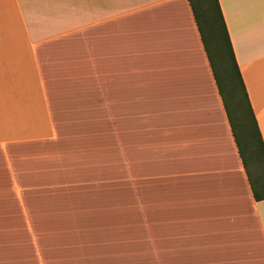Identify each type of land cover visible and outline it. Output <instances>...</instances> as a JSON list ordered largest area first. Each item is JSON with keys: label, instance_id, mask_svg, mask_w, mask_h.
<instances>
[{"label": "crops", "instance_id": "1", "mask_svg": "<svg viewBox=\"0 0 264 264\" xmlns=\"http://www.w3.org/2000/svg\"><path fill=\"white\" fill-rule=\"evenodd\" d=\"M218 3L264 142V0ZM90 104L146 187L160 264H264V198L188 0H0V227L84 232V124L62 123Z\"/></svg>", "mask_w": 264, "mask_h": 264}, {"label": "rangeland", "instance_id": "2", "mask_svg": "<svg viewBox=\"0 0 264 264\" xmlns=\"http://www.w3.org/2000/svg\"><path fill=\"white\" fill-rule=\"evenodd\" d=\"M213 59L218 64L216 51ZM214 68L219 76L221 66ZM234 99L228 96L229 113L239 121ZM84 110L91 117L89 121L62 123L63 131H81L84 124V216L76 219L77 228L84 226V232L69 233L64 229L48 232L55 228L46 223L33 228L42 230L35 233L23 227L22 218L20 222L5 219L3 224L7 227H0V264H160V234L146 228L151 226L144 202L146 187L139 182L136 187L130 186L133 181L129 179V171L123 169L127 164L114 163L115 124L92 121L97 104H90ZM120 124L123 128L127 123ZM248 159L250 174L256 180L261 176L260 168ZM148 188L151 190V186ZM72 220L67 218L63 226ZM158 224L153 219V226Z\"/></svg>", "mask_w": 264, "mask_h": 264}, {"label": "trees", "instance_id": "3", "mask_svg": "<svg viewBox=\"0 0 264 264\" xmlns=\"http://www.w3.org/2000/svg\"><path fill=\"white\" fill-rule=\"evenodd\" d=\"M188 1L200 31L228 118L232 124L234 138L248 175L252 193L256 199H262L264 198V142L232 50L218 0ZM213 51H216L219 58L218 64L222 68V71H219V76L214 68V65L218 64L213 59ZM229 95L232 98H236L234 100L237 102L239 108V121H235L230 116ZM248 158H251L255 165L260 168L261 176L256 180L250 174Z\"/></svg>", "mask_w": 264, "mask_h": 264}]
</instances>
